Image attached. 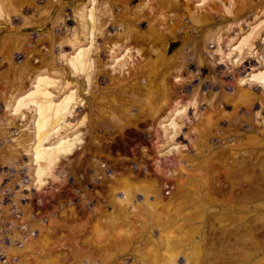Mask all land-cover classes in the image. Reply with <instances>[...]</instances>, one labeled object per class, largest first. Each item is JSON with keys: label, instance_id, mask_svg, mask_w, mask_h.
<instances>
[{"label": "rangeland", "instance_id": "374dc122", "mask_svg": "<svg viewBox=\"0 0 264 264\" xmlns=\"http://www.w3.org/2000/svg\"><path fill=\"white\" fill-rule=\"evenodd\" d=\"M257 73L264 0H0V264H264ZM38 75L79 138L41 182Z\"/></svg>", "mask_w": 264, "mask_h": 264}, {"label": "bare ground", "instance_id": "6f19581e", "mask_svg": "<svg viewBox=\"0 0 264 264\" xmlns=\"http://www.w3.org/2000/svg\"><path fill=\"white\" fill-rule=\"evenodd\" d=\"M58 1V0H57ZM93 13H90L88 14V16L90 15V17L92 18L91 20H93ZM80 15V18L83 19V15L81 14V12L79 13ZM78 15V16H79ZM112 15V14H111ZM113 16V15H112ZM102 25V24H101ZM100 25V26H101ZM86 26V23L85 21H81V28H84ZM122 27V26H121ZM94 28V25L92 26V29ZM93 31H91V34H92ZM122 32H125V29H123L122 27V30L121 32H115L116 34H121ZM82 33V32H81ZM79 34V33H78ZM76 36V35H75ZM75 36L73 38H75ZM79 36V35H78ZM72 38V39H73ZM59 43V42H58ZM87 49V48H86ZM150 49H152V47H150ZM88 50V49H87ZM90 52V51H88ZM84 49L82 48H78L74 53H72L73 56H71L72 58H67V60H69V63L72 65L73 69H75L76 71L78 70H82V71H85V69L88 67V64L91 65V61H89V58L87 57V53ZM162 55V54H160ZM156 57H159V56H156ZM92 59V58H91ZM90 59V60H91ZM163 59V58H162ZM184 61V60H183ZM162 62V61H161ZM79 71V72H80ZM81 71V72H82ZM87 71V70H86ZM147 72L149 73L148 76H154L156 75L155 72L153 71H148ZM262 72V71H261ZM259 73V72H258ZM257 73V77H261L262 79L264 78L262 75L258 74ZM254 75V74H253ZM259 75V76H258ZM38 76H41V77H38ZM37 78H36V81L34 82L35 84L33 85L34 87L29 89L28 91H26V93L20 95L17 100H22L23 101V98H26V94L30 95L32 97L37 98V99H31L29 96L27 98L26 101H29L28 99L30 98V100H33V103L35 104L36 103V106H34V112H39V113H36L38 114V116H36L33 120V123L35 125V132L33 134V143L32 144V148H34V150L32 151V159L31 161H33V163L36 162V167H29V169H25L27 170V172L29 173V171H33L34 172V175H36V178H37V181L41 182V177H42V174L44 173V170H47L48 167H52L54 164V161L57 159L58 157V154H65V153H68L70 152V148L72 147V145H74V142L76 139H79L78 138V133H73L72 135H67L69 133H63L59 136H57L56 138H54L52 141H50L46 146L44 144V140H46L48 138V135H50V133L53 131V130H57L56 126L58 124V122H60V120L62 119V117L64 116V112L66 111L67 107H68V104L69 102L71 101V98L73 97V94L72 91H68L66 93H63L62 97L58 100V102H55L53 101V99L51 98L50 95H52V93L50 94V91H48L46 85L47 83L50 84L51 81H49L50 78H45L44 75H38ZM87 76H89L87 74ZM48 77V76H47ZM101 77V76H100ZM255 77V76H253ZM264 80V79H263ZM263 82V81H262ZM24 95V96H23ZM35 95V96H34ZM23 96V97H21ZM26 96V97H25ZM32 97V98H33ZM22 98V99H21ZM44 99V101H43ZM16 100V101H17ZM73 100V99H72ZM20 101L18 104L16 105H19V104H24L25 101ZM162 101V100H161ZM32 102V101H31ZM25 105V104H24ZM18 107V106H17ZM70 108H73L71 107L70 105ZM69 108V109H70ZM33 109V108H32ZM178 110V109H177ZM14 111V110H13ZM180 111V110H179ZM178 113V111H175ZM70 113V112H69ZM55 117V118H54ZM172 119V118H171ZM48 122H50V124H47ZM63 122V121H62ZM170 123H173L175 124V121L174 122H170ZM53 124H55V128L52 127L54 126ZM66 124V123H65ZM168 125V124H167ZM172 124H170L171 126ZM60 125H58L59 127ZM169 126V125H168ZM174 126V125H173ZM61 127V126H60ZM65 127V126H64ZM75 127V126H74ZM73 127V128H74ZM72 128V129H73ZM63 130V129H62ZM2 131V130H1ZM69 131V130H68ZM73 131V130H72ZM5 132V131H4ZM70 132V131H69ZM3 133V131H2ZM23 137V136H22ZM55 137V136H53ZM4 140V139H3ZM17 140V139H16ZM20 146H24L22 144V142H20V138H18V141H17ZM24 143V142H23ZM23 148V147H22ZM73 151V150H72ZM71 151V152H72ZM14 157V156H13ZM40 158H44L43 160L46 162H41L43 165H41L39 159ZM186 158V157H185ZM41 160V159H40ZM180 160V159H179ZM35 161V162H34ZM39 161V163H38ZM185 162V160H184ZM37 163L39 165H37ZM179 163V162H178ZM188 166V165H187ZM191 167V166H190ZM50 169V168H48ZM142 169V168H141ZM182 169V168H181ZM49 173V172H48ZM47 175V174H46ZM35 178V180H36ZM38 182V183H39ZM146 189V188H145ZM126 191V190H125ZM148 191V190H147ZM128 193V192H127ZM140 194V193H138ZM136 194V195H138ZM147 194V193H146ZM128 195V194H126ZM145 195V193L141 194L142 198L143 196ZM124 196V195H123ZM139 196V195H138ZM161 196V195H160ZM121 197V196H120ZM120 197L118 199H120ZM141 198V199H142ZM125 197H123V199H120V200H124ZM140 199V200H141ZM129 201V199H127ZM139 200V198L137 199V201ZM139 200V201H140ZM144 200V199H143ZM145 201V200H144ZM142 201V202H144ZM122 202V201H121ZM137 203V202H136ZM138 204V203H137ZM139 205V204H138ZM140 206V205H139ZM131 208H133V206H130ZM136 215V214H135ZM142 215V214H141ZM138 216V215H137ZM156 217V216H155ZM132 218V217H131ZM135 218V217H134ZM143 218V217H142ZM140 219V218H139ZM32 229V228H31Z\"/></svg>", "mask_w": 264, "mask_h": 264}]
</instances>
